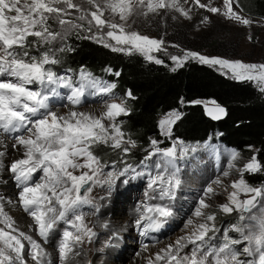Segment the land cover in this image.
<instances>
[{
    "label": "snow or ice",
    "instance_id": "6c2138e0",
    "mask_svg": "<svg viewBox=\"0 0 264 264\" xmlns=\"http://www.w3.org/2000/svg\"><path fill=\"white\" fill-rule=\"evenodd\" d=\"M200 9L249 28L261 23L242 14L239 0H222L219 7L213 6V0H0V167H7L19 190L14 200L0 196V264H51L50 253L44 245L59 224L66 227L56 251L59 264H68L77 254V246L85 240L90 242L96 235L85 224L79 209L93 203L94 188L107 187L110 193L120 177H147V199L137 208L140 215L136 225L142 236L159 230L173 215L169 206L148 201L175 198V191L181 185L177 162L187 159L189 153H195L200 147L172 137L173 126L181 113L170 111L158 121L159 134L171 140L170 146L161 147L163 140L151 139L150 147L145 150L147 154L134 167L123 159L137 147V142L124 130L122 119L132 112L129 101L136 97L131 90L117 94L115 83L104 81L83 67L72 76L68 74L72 69L58 74L52 66L60 63L58 52L74 51L67 39L75 35L112 52L139 54L156 64L164 61L152 53L163 51L175 65L173 71L193 60L230 79L250 82L264 93V63H246L185 50L132 27L135 18L147 19L154 15L163 19L169 12L191 20L194 10ZM172 19L176 20L177 16L173 15ZM50 22L58 25V29ZM208 22V16H203L201 23ZM57 43L61 45L59 48L55 47ZM169 46L179 49L180 54L168 53ZM105 71L120 76V72H113L111 68ZM60 89L67 90L62 99L68 103L62 106L68 107V112L63 115L51 107L52 98L61 95ZM88 95L102 98L103 111L99 115L79 110ZM204 108L213 120L226 114L225 108L214 100L204 103ZM8 140L12 141L11 148L22 155L4 165ZM97 145L122 153L121 162L125 166L117 170L115 162H102L93 152ZM248 147L251 150L252 146ZM239 157L237 150L229 153L223 177L230 176ZM236 170L239 178L229 185L224 186L220 176L206 185L192 215L182 226V230L190 231L154 257H148L147 264H264V214L249 215L258 207L264 213V184L253 186L244 178L245 173L264 172V163L254 154ZM214 185L227 193L219 211L226 215L235 212L241 222L250 221L232 226L231 230L239 233L238 238L230 236L225 229L219 244L211 243L221 231L215 223L216 212L205 211L211 208L207 201L218 194ZM151 193L159 195L155 197ZM5 203L31 217L29 231L35 232L39 241L20 230L5 211ZM189 245L191 248L185 252ZM147 249L148 245L144 244L142 251Z\"/></svg>",
    "mask_w": 264,
    "mask_h": 264
},
{
    "label": "rangeland",
    "instance_id": "374dc122",
    "mask_svg": "<svg viewBox=\"0 0 264 264\" xmlns=\"http://www.w3.org/2000/svg\"><path fill=\"white\" fill-rule=\"evenodd\" d=\"M202 2H207V0H202ZM253 2L254 0H239L242 14L245 17L254 21H261L259 24L254 23L250 28L227 20L221 15L208 13L203 9L199 11L194 10L191 20H187L175 12H169L163 19L161 16L154 15H150L147 19L143 17L135 18L136 23L133 24L132 27L152 38H162L167 45L178 44L185 50L197 51L211 56H222L232 60H242L246 63H264V21H262L261 18L251 15ZM221 5L222 0H213V6L219 7ZM185 7H187V5H185ZM173 15L177 16L176 20L172 19ZM203 16H208L209 22L207 24L201 23ZM129 23H131V21H129ZM52 27L58 29V25L55 23H52ZM249 34H251V40L249 39ZM60 46L59 43L55 45L57 48ZM64 52L57 53L58 59ZM167 52L171 54H180L179 49L170 46L167 47ZM152 55L159 59H161L160 56H164L168 60L169 66L172 69L175 67L173 62L163 51L152 53ZM52 67L55 70V65ZM59 91L61 95L52 98L51 107L54 111L63 115L68 112V107L62 106L68 103L67 100L62 99V97L66 95L67 90L60 89ZM202 102L203 103L200 104L204 106V103L210 101ZM79 110L99 115L100 112L103 111L102 98L92 95L85 96L82 103L79 105ZM163 116L164 115L160 116L159 120ZM158 140L164 141V143L160 145L161 147L170 146L171 144V140L165 139L162 136H160ZM205 145H207V147H204ZM98 146L103 145H97L95 147ZM199 146L200 147L195 153H189L187 159L177 162L180 167L181 185L175 191V198L171 200L168 198H164L163 200L159 198L150 200L151 204L169 206L173 215L167 218L166 222L162 224L159 230L150 231L147 236H142L140 233L131 230L126 237L118 239V242L114 243L115 236H112L111 231L105 229L107 226H110L109 222L119 223L125 218L129 219V217H132L131 220L129 219L130 222L132 221L135 224L139 218L137 216V208L145 202L147 199L145 193L149 191L146 176L136 178L120 177L110 193L107 187L94 188L91 194L93 203L83 206L79 209V212L83 214L85 224L91 228L96 235L90 242L85 240L84 243L78 245L76 248L77 254H74L72 256L73 259L71 258L70 261L75 263L76 258H82L84 262L81 264H104V261L105 264H107L109 263L108 259L113 255L115 257L114 263L116 264H141V261L137 259H139L141 253H143L142 246L144 244H147L149 248H157L159 252L161 249L166 248L167 245L175 243V241L179 237L185 235L187 231H190V229L182 230V226L186 219L192 215L206 185L217 176L221 177L224 186L229 185L232 180L239 178V173L236 168L242 167L255 154V150L247 154H240V157L235 161L236 168L231 170L229 177H223L222 170L227 168L229 153L231 151L218 149L208 144H201ZM146 149L140 151L139 154L141 157L147 154L145 151ZM135 151H137V148L132 149L128 156L123 157L128 164L134 167L140 163V161L137 160H130L131 155H133ZM121 157L122 153L114 151V160L102 157L101 161L108 162L109 164L114 161L116 163V169L120 170L125 166L124 163L121 162ZM156 159L158 158L153 157V160ZM149 164H151V161H149ZM108 170L110 169H105V171ZM125 179H127V183H123ZM213 187L216 188L215 185ZM216 192L218 194L207 201L211 205V208L205 210L206 212H216L215 223L221 230L220 233L217 234L216 240L211 242L212 244L222 243L221 238L225 229L229 230L230 236L238 238L239 233L232 231V226L250 223L248 220L241 222L238 213L234 212L231 215H226L220 212L219 205L226 202L227 193L223 191L222 187L216 188ZM151 195L158 197L159 194L151 193ZM101 197H103V199H101ZM262 207H264V205H262ZM253 214L260 216L264 213H261L258 207L249 215ZM22 216L23 218L26 216V219L31 220V217L26 213L22 212ZM193 219L195 218L193 217ZM232 220L235 224L231 223ZM102 222L104 223V227L100 225ZM65 227L64 224H59L50 235L49 242L45 246H48L50 249L52 248L53 251L58 253L56 251V244ZM238 247H242V245ZM190 248L191 245L185 249V252L189 251ZM138 253L139 255H137ZM241 258L243 259L244 257ZM161 264H163V262H161Z\"/></svg>",
    "mask_w": 264,
    "mask_h": 264
},
{
    "label": "trees",
    "instance_id": "16d2710c",
    "mask_svg": "<svg viewBox=\"0 0 264 264\" xmlns=\"http://www.w3.org/2000/svg\"><path fill=\"white\" fill-rule=\"evenodd\" d=\"M251 15L264 18V0H254ZM67 44L74 51H65L59 58L60 63L55 65L58 74L72 69L68 74L75 76L83 67L94 76L115 83L117 94L131 90L136 97L129 101L131 115L122 118L126 132L137 142V151L130 160H143L140 151L150 146L151 139H160V116L176 110L181 118L173 126V138L190 145L208 144L227 151L237 150L242 155L255 150L257 159L264 163V93L252 83L238 82L193 61L173 71L164 56H160L164 63L156 64L139 54L112 52L75 35L67 39ZM106 68L120 72V76L110 75ZM197 100H214L225 107L226 119L208 118L204 106L193 103ZM93 152L100 158L114 160V151L105 146L94 147ZM244 178L253 186L264 184V172L245 174ZM231 223L235 224L233 220Z\"/></svg>",
    "mask_w": 264,
    "mask_h": 264
},
{
    "label": "bare ground",
    "instance_id": "6f19581e",
    "mask_svg": "<svg viewBox=\"0 0 264 264\" xmlns=\"http://www.w3.org/2000/svg\"><path fill=\"white\" fill-rule=\"evenodd\" d=\"M6 142L8 143L9 147H8V154L3 158V164L4 165H8L10 163L11 159L18 158L19 156L22 155V152L14 151L11 148V144H12L11 141L8 140ZM18 191L19 190L15 187V182L13 180L11 173L7 170V167H0V196L5 197L6 200L7 199H13L14 200V199H16V193ZM152 194H154V193H152ZM148 203H151V201L149 200ZM5 210H6V212L9 213V215H11L14 218V220L17 223V226L20 228L21 231L29 232L30 235H33V237L39 241L40 238L38 236H36L35 232L29 231V225H31L33 222H32V220L26 219L25 218L26 216L23 218L22 209H19L18 207L16 209H13L7 203H5ZM141 211H143V209H141ZM137 213H138L137 216L139 217L140 213L138 211H137ZM131 218L129 217L130 220H131ZM125 219L119 223L108 221L110 226H107L108 228L106 227L105 229L111 231L112 236H115V239L113 238L114 243L115 242L117 243L118 239H122L123 237H126L131 232V230L140 233V230L137 228L136 222L134 224L132 221L130 222L129 219H126V220ZM114 220H115V217H114ZM100 225L103 226L104 223L102 222V224H100ZM0 227H2V225H0ZM41 243H43V242L41 241ZM44 247L50 253L49 260H50L51 264L59 263L58 253L53 251L52 248L50 249L48 246L44 245ZM157 252H158L157 248H152V247L149 248L148 247L147 251H143V253H141V255L139 256V259H137V260L141 261V264H147L148 257H150V256L154 257V255ZM114 258L115 257L112 255L111 258L108 259L109 263H107V264H116V263H114V261H115ZM83 262L84 261L82 260V258H76L75 263H72V261L69 260L68 264H81ZM104 264H105V261H104Z\"/></svg>",
    "mask_w": 264,
    "mask_h": 264
},
{
    "label": "water",
    "instance_id": "95a60500",
    "mask_svg": "<svg viewBox=\"0 0 264 264\" xmlns=\"http://www.w3.org/2000/svg\"><path fill=\"white\" fill-rule=\"evenodd\" d=\"M209 106H211V105H209ZM221 106V105H220ZM221 107H223V106H221ZM225 108V107H224ZM205 109V108H204ZM225 110H226V108H225ZM206 113V112H205ZM207 115V114H206ZM208 116V115H207ZM226 117H227V110H226V114L225 115H223L220 119H218V120H214V121H221V120H224V119H226ZM208 118H210V119H212L210 116H208ZM213 120V119H212Z\"/></svg>",
    "mask_w": 264,
    "mask_h": 264
}]
</instances>
